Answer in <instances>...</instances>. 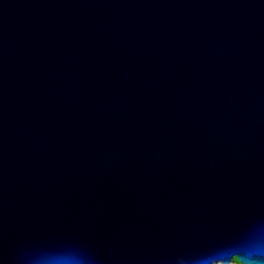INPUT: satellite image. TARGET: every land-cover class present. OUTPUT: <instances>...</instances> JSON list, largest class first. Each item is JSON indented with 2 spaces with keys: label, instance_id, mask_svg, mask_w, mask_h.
<instances>
[{
  "label": "water",
  "instance_id": "water-1",
  "mask_svg": "<svg viewBox=\"0 0 264 264\" xmlns=\"http://www.w3.org/2000/svg\"><path fill=\"white\" fill-rule=\"evenodd\" d=\"M264 264V0H0V264Z\"/></svg>",
  "mask_w": 264,
  "mask_h": 264
},
{
  "label": "trees",
  "instance_id": "trees-1",
  "mask_svg": "<svg viewBox=\"0 0 264 264\" xmlns=\"http://www.w3.org/2000/svg\"><path fill=\"white\" fill-rule=\"evenodd\" d=\"M234 263L233 264H241L236 256L233 257Z\"/></svg>",
  "mask_w": 264,
  "mask_h": 264
}]
</instances>
